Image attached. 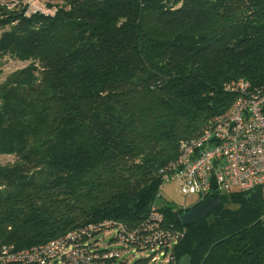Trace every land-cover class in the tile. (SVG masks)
<instances>
[{
	"label": "trees",
	"instance_id": "16d2710c",
	"mask_svg": "<svg viewBox=\"0 0 264 264\" xmlns=\"http://www.w3.org/2000/svg\"><path fill=\"white\" fill-rule=\"evenodd\" d=\"M25 11L0 0V73L8 55L29 61L0 83V156H15L0 161V250L105 220L137 228L156 203L166 226L186 229L177 264H264L263 188L211 195L223 203L185 225L184 209L161 204L160 175L180 140L235 100L226 82L264 85V0H70L55 13ZM112 230L89 249H124L117 232L106 239Z\"/></svg>",
	"mask_w": 264,
	"mask_h": 264
},
{
	"label": "built area",
	"instance_id": "2783aa9c",
	"mask_svg": "<svg viewBox=\"0 0 264 264\" xmlns=\"http://www.w3.org/2000/svg\"><path fill=\"white\" fill-rule=\"evenodd\" d=\"M64 1L70 0H52V10L45 0H13L9 6L21 2L26 8L25 14L30 16L55 13L57 5ZM224 90L235 94L232 104L204 123L196 137L180 140L175 159L160 169L163 183L174 184L183 195H196V203L214 194L264 188V85H253L239 78L226 82ZM165 221L164 213L154 203L149 218L137 228L105 220L31 248L17 250L5 244L0 250V264H57L58 261L61 264H107L106 259L117 261L123 249H89L91 237L103 229H117L118 240L125 248L136 247L150 252L136 264H177L173 247L185 236L186 229L168 227Z\"/></svg>",
	"mask_w": 264,
	"mask_h": 264
},
{
	"label": "rangeland",
	"instance_id": "374dc122",
	"mask_svg": "<svg viewBox=\"0 0 264 264\" xmlns=\"http://www.w3.org/2000/svg\"><path fill=\"white\" fill-rule=\"evenodd\" d=\"M2 1L9 4L13 0H2ZM28 64H29V61H21V60L15 59L9 55L6 56L5 60H4V64L1 67L0 83L3 80H5L6 77L11 72H13L17 69L23 68ZM13 160H15L14 155H2V156H0V161L2 163H7V162L13 161ZM260 188H262V187H260ZM163 193L165 195V199H163V201H161V204H163V205L165 203H170L171 205H173L175 207H181L182 209L185 210L190 206L200 204V203H196V201H197L196 195H194V194L183 195L175 189L174 184H167L164 187ZM227 194H229V193H227ZM208 198H207V200H210ZM116 232H117L116 229H113L112 232L110 234H108V236L107 235L105 236L106 239L108 240L109 238L115 236ZM149 253L150 252L148 250L141 251V250L137 249L136 247L125 248L122 250L121 257L119 259H117V261L114 264H134V262L136 260H138L141 257L147 256ZM163 255H164V253L161 254L162 258H163ZM124 262H126V263H124ZM158 264H160V263H158ZM181 264H187V262L183 260V262Z\"/></svg>",
	"mask_w": 264,
	"mask_h": 264
},
{
	"label": "water",
	"instance_id": "95a60500",
	"mask_svg": "<svg viewBox=\"0 0 264 264\" xmlns=\"http://www.w3.org/2000/svg\"><path fill=\"white\" fill-rule=\"evenodd\" d=\"M222 203L223 201L221 199H210L200 204L190 206L181 213L180 220L185 225L199 222L206 218Z\"/></svg>",
	"mask_w": 264,
	"mask_h": 264
},
{
	"label": "crops",
	"instance_id": "0c3cea01",
	"mask_svg": "<svg viewBox=\"0 0 264 264\" xmlns=\"http://www.w3.org/2000/svg\"><path fill=\"white\" fill-rule=\"evenodd\" d=\"M169 184H171V183H169Z\"/></svg>",
	"mask_w": 264,
	"mask_h": 264
}]
</instances>
